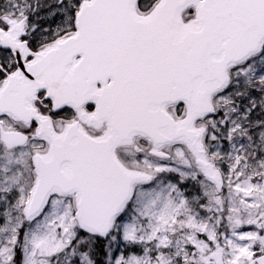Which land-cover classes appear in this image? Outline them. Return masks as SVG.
Returning a JSON list of instances; mask_svg holds the SVG:
<instances>
[{
	"label": "snow or ice",
	"instance_id": "snow-or-ice-1",
	"mask_svg": "<svg viewBox=\"0 0 264 264\" xmlns=\"http://www.w3.org/2000/svg\"><path fill=\"white\" fill-rule=\"evenodd\" d=\"M0 264H264V0H0Z\"/></svg>",
	"mask_w": 264,
	"mask_h": 264
}]
</instances>
